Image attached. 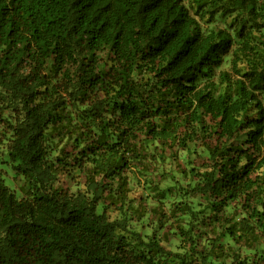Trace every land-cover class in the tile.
Segmentation results:
<instances>
[{"label": "trees", "instance_id": "16d2710c", "mask_svg": "<svg viewBox=\"0 0 264 264\" xmlns=\"http://www.w3.org/2000/svg\"><path fill=\"white\" fill-rule=\"evenodd\" d=\"M0 264H264V0H0Z\"/></svg>", "mask_w": 264, "mask_h": 264}, {"label": "rangeland", "instance_id": "374dc122", "mask_svg": "<svg viewBox=\"0 0 264 264\" xmlns=\"http://www.w3.org/2000/svg\"><path fill=\"white\" fill-rule=\"evenodd\" d=\"M12 184H13V183H12ZM15 185H16V186H18V184H17V183H15Z\"/></svg>", "mask_w": 264, "mask_h": 264}]
</instances>
